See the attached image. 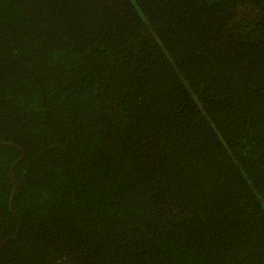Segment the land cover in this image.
Listing matches in <instances>:
<instances>
[{
	"label": "trees",
	"instance_id": "1",
	"mask_svg": "<svg viewBox=\"0 0 264 264\" xmlns=\"http://www.w3.org/2000/svg\"><path fill=\"white\" fill-rule=\"evenodd\" d=\"M10 237L0 264H264V0H0Z\"/></svg>",
	"mask_w": 264,
	"mask_h": 264
},
{
	"label": "water",
	"instance_id": "2",
	"mask_svg": "<svg viewBox=\"0 0 264 264\" xmlns=\"http://www.w3.org/2000/svg\"><path fill=\"white\" fill-rule=\"evenodd\" d=\"M20 152H21V157H20V159H22V157L24 156V153H23V151H22L21 149H20ZM20 159H18V160H20ZM12 168H13V166H11V170H10V172H9V178L11 179V181H12V183H13V191H12V194H11V197H10V207H11V211H12V213L14 214V216L16 217L17 222H18L16 232L14 233V236H15V235L18 234V233L20 232V230H21V220H20V217H19V216L13 211V200H14V197H15V194H16V191H17L18 184H17V182H16V180H15L13 174H12ZM11 238H12V237L7 238V239L4 240L3 242H1V243H0V249H1V247H2L5 243H7L9 240H11Z\"/></svg>",
	"mask_w": 264,
	"mask_h": 264
}]
</instances>
